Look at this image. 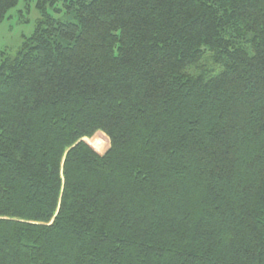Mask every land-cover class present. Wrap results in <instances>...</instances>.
Instances as JSON below:
<instances>
[{
	"label": "trees",
	"instance_id": "obj_1",
	"mask_svg": "<svg viewBox=\"0 0 264 264\" xmlns=\"http://www.w3.org/2000/svg\"><path fill=\"white\" fill-rule=\"evenodd\" d=\"M37 8L0 64V264H264V0Z\"/></svg>",
	"mask_w": 264,
	"mask_h": 264
},
{
	"label": "rangeland",
	"instance_id": "obj_2",
	"mask_svg": "<svg viewBox=\"0 0 264 264\" xmlns=\"http://www.w3.org/2000/svg\"><path fill=\"white\" fill-rule=\"evenodd\" d=\"M37 3L38 0H18L16 7L9 11L0 24V64L5 59H14L24 39L34 32L41 18ZM56 8L61 9L58 6H49L48 13L59 21H68L63 12L54 10ZM85 142L100 155L109 149V141L102 133L96 134L92 139H85Z\"/></svg>",
	"mask_w": 264,
	"mask_h": 264
},
{
	"label": "bare ground",
	"instance_id": "obj_3",
	"mask_svg": "<svg viewBox=\"0 0 264 264\" xmlns=\"http://www.w3.org/2000/svg\"><path fill=\"white\" fill-rule=\"evenodd\" d=\"M99 145V144H98ZM95 146V145H94ZM94 146H92V147H94Z\"/></svg>",
	"mask_w": 264,
	"mask_h": 264
}]
</instances>
